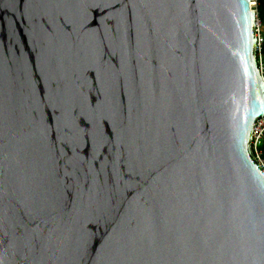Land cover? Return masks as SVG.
<instances>
[{"label":"water","instance_id":"water-1","mask_svg":"<svg viewBox=\"0 0 264 264\" xmlns=\"http://www.w3.org/2000/svg\"><path fill=\"white\" fill-rule=\"evenodd\" d=\"M252 0H0V264H264Z\"/></svg>","mask_w":264,"mask_h":264},{"label":"built area","instance_id":"built-area-1","mask_svg":"<svg viewBox=\"0 0 264 264\" xmlns=\"http://www.w3.org/2000/svg\"><path fill=\"white\" fill-rule=\"evenodd\" d=\"M253 8H256V16H257V26H256V43H257V55H258V66L259 70L264 77V60L262 58L261 52H262V45L264 42V38L262 35V29H261V22L258 18V11H257V5L258 0H252ZM264 141V117L260 119L257 124L254 126L253 129V135H252V147L255 151V154L261 164L264 166V162L261 158V152L259 151L260 146L262 145Z\"/></svg>","mask_w":264,"mask_h":264},{"label":"trees","instance_id":"trees-1","mask_svg":"<svg viewBox=\"0 0 264 264\" xmlns=\"http://www.w3.org/2000/svg\"><path fill=\"white\" fill-rule=\"evenodd\" d=\"M257 11H258V18L261 22L262 35L264 38V0H258ZM261 55H262V58L264 60V42L262 45ZM259 151L261 152V158L264 162V141H263L262 145L260 146Z\"/></svg>","mask_w":264,"mask_h":264}]
</instances>
